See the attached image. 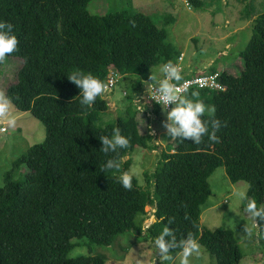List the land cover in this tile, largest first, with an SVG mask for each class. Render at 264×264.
<instances>
[{
	"label": "trees",
	"instance_id": "1",
	"mask_svg": "<svg viewBox=\"0 0 264 264\" xmlns=\"http://www.w3.org/2000/svg\"><path fill=\"white\" fill-rule=\"evenodd\" d=\"M91 1L0 0V21L14 26L19 41L10 57L23 61L6 95L46 128L45 139L13 161L0 186V264H105L100 255L69 256L72 239L86 236L109 246L117 235L133 230L146 231L154 242L168 226L167 218H174L169 226L178 241L192 233L215 264H241L233 229L203 226L201 207L211 194L209 177L220 166L232 182L248 183V196L258 207L264 204V12L254 18L252 36L240 52L242 71L212 68L221 72L226 89L192 87L185 93H198L215 108L214 118L226 122L217 132L220 143H210L207 136L200 145L171 141L154 171L145 172V187L130 173L132 160L124 159L137 146L157 148L151 119L142 118L143 105L137 104L144 89L126 95L125 113L101 125L108 100L97 97L91 107H81V90L67 75L80 70L106 81L116 68L123 75H142V87L156 63L174 61L179 54L154 17L126 10L94 14ZM189 1L203 5L202 0ZM153 107L155 114L161 110L159 104ZM116 128L129 139V147L105 155L99 136L111 138ZM117 155L120 172L133 175L131 190L117 179L120 172L100 171ZM22 165L29 172L16 179L13 171ZM147 205L156 209V220L144 229L141 216ZM256 222L264 233V221ZM172 251L176 255L179 249Z\"/></svg>",
	"mask_w": 264,
	"mask_h": 264
},
{
	"label": "rangeland",
	"instance_id": "2",
	"mask_svg": "<svg viewBox=\"0 0 264 264\" xmlns=\"http://www.w3.org/2000/svg\"><path fill=\"white\" fill-rule=\"evenodd\" d=\"M202 2L203 5L199 6L189 0H92L88 8L94 14L121 10L143 11L154 17L159 26L167 30L168 41L173 45L175 55L184 52L185 67L188 65L198 70L211 63L208 69L222 67L233 73H240L243 69L240 52L252 36L254 18L264 12V0ZM22 62L21 58L8 56L6 62L0 64V91L5 92V88L15 81L16 72ZM162 64L163 62L159 61L152 69L157 72ZM149 73L151 69L146 76ZM141 79L142 75L119 74L116 86L102 96L112 106L102 113L99 124L105 125L119 116L120 112L125 113L127 97L138 88H146L145 83L140 86ZM141 103L143 106L146 103L142 118L147 121L151 119L152 124L149 126L152 128V134L156 135L152 143L156 144L157 148L137 146L124 159L132 160L130 173L137 176L142 186L147 187L145 172L151 174L154 171L161 150L167 148L172 140L162 126L167 118L162 106L155 115L151 112V106L154 104L148 100H142ZM12 105L14 122H0V186L4 184L5 174L12 169L13 161L26 153L33 144L43 141L46 136V128L38 118L30 111H21L13 103ZM27 172L29 168L22 165L20 170L13 171V175L17 179ZM209 182L211 194L201 207V224L209 229H233L243 253L241 264H264V233H261L258 227H253L251 217L245 212L247 200L238 199L233 195V190L236 189L246 192L250 198L248 183L242 180L232 182L224 166L218 167L211 174ZM154 209L150 205L146 206L147 213L141 216L144 229L153 222L151 217L154 215ZM245 225L252 229L251 237L244 235ZM145 232L126 231L117 235L109 246L93 243L86 236L74 237L72 242L75 245L69 256L100 255L105 258V264H163L154 242ZM200 245L201 253L191 258V264H215V258L202 244ZM170 255L173 259L166 263L179 264L177 254L172 251Z\"/></svg>",
	"mask_w": 264,
	"mask_h": 264
},
{
	"label": "clouds",
	"instance_id": "3",
	"mask_svg": "<svg viewBox=\"0 0 264 264\" xmlns=\"http://www.w3.org/2000/svg\"><path fill=\"white\" fill-rule=\"evenodd\" d=\"M13 27L9 22L0 21V64L5 63L6 58L18 50L19 41L13 32ZM158 73L151 68V74L145 84L149 100H154L160 104L162 111L166 114L167 118L162 125L166 130V135L174 142L177 140H191L196 145H200L204 137L207 136L210 143H220V137L217 132L222 126L226 125V122L222 124L219 119L214 118L215 108L206 105L203 100L199 99L198 93L194 92L191 95H187L177 87L174 82L182 79L179 65L168 61L160 65ZM67 76L81 90L79 93L81 107H91L97 97L105 96L109 92V83L99 79L90 72L85 73L80 70H74ZM137 104L139 106L141 102H137ZM170 105L173 106L169 110ZM12 109L11 99L4 91H0V122H14L15 117ZM144 109L145 107L143 106L139 107L141 112ZM206 114L207 120L203 119ZM99 139L102 142L100 150L105 155L117 153L118 149L128 148L130 143L129 139L121 134L119 128L113 130L111 138L101 135ZM121 166L122 162L117 155L115 158L108 159L100 171L105 174L110 170L120 172ZM117 179L126 190L132 189L133 175L128 171L120 172ZM233 195L238 199L247 200L245 212L251 217L253 227L259 226L256 220L259 218L264 221V204L258 207L257 201L248 198L244 191L234 189ZM235 214L238 215L239 213ZM185 218L187 219V216ZM153 219L156 218L153 217ZM173 222L174 218H167L168 226H165L160 234L155 237L154 246L162 262L173 259L170 255L172 249H179L176 255L179 264H191V258L201 253V245L192 233L178 241L169 226ZM244 233L245 236L251 237L252 229L245 225Z\"/></svg>",
	"mask_w": 264,
	"mask_h": 264
},
{
	"label": "built area",
	"instance_id": "4",
	"mask_svg": "<svg viewBox=\"0 0 264 264\" xmlns=\"http://www.w3.org/2000/svg\"><path fill=\"white\" fill-rule=\"evenodd\" d=\"M184 58H185V54L181 53L177 56V58L174 61H172L173 63L178 64L179 67L181 68V76L189 75L186 79L182 78L180 81L174 82L177 84V87H179L183 92L186 93L192 87L210 88L213 90L226 89L225 85L220 80L221 72L219 70H212V69H208V67H204L203 69H198L192 74H186L185 73L186 67L183 64ZM118 76H119V72L116 69L114 68L110 69L105 81L106 83H109V91H112V89L116 86L118 82ZM144 91L145 92L141 95V100H143V102L144 100L146 101L148 100L151 102L152 105L158 104L154 100H149L147 86ZM172 106L173 105L169 106V110L171 109Z\"/></svg>",
	"mask_w": 264,
	"mask_h": 264
},
{
	"label": "crops",
	"instance_id": "5",
	"mask_svg": "<svg viewBox=\"0 0 264 264\" xmlns=\"http://www.w3.org/2000/svg\"><path fill=\"white\" fill-rule=\"evenodd\" d=\"M144 10H146V9H144ZM227 46H229V45H227ZM181 53H184V52H181ZM181 53H180V54H181ZM186 66H187V67L185 68V73H186V74H192V73H194L195 71H197V70H195L194 68H191V67L188 66V65H186ZM209 66H211V63L208 64L207 66H204V67H209ZM150 74H151V73L148 74V78H149ZM157 74H159L158 71H157ZM148 78H147V80H148ZM144 90H145V89H144ZM145 105H146V104H145ZM111 106H112V104H111ZM153 108H154V107L151 106V110H152L151 112H152V113H154ZM148 109H150V108H148ZM148 114H150V113H148ZM154 114H155V113H154ZM155 115H156V114H155ZM158 133H159V132H158ZM155 136H156V135H154V137H155ZM163 264H165V263H163Z\"/></svg>",
	"mask_w": 264,
	"mask_h": 264
},
{
	"label": "water",
	"instance_id": "6",
	"mask_svg": "<svg viewBox=\"0 0 264 264\" xmlns=\"http://www.w3.org/2000/svg\"><path fill=\"white\" fill-rule=\"evenodd\" d=\"M156 211V209H154V212ZM155 217V215H152L151 218ZM156 219H153V222L155 221Z\"/></svg>",
	"mask_w": 264,
	"mask_h": 264
}]
</instances>
